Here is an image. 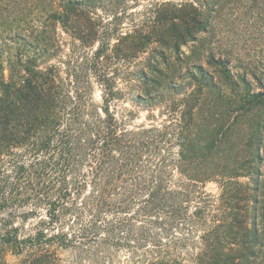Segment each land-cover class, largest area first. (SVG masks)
I'll list each match as a JSON object with an SVG mask.
<instances>
[{"label":"rangeland","instance_id":"obj_1","mask_svg":"<svg viewBox=\"0 0 264 264\" xmlns=\"http://www.w3.org/2000/svg\"><path fill=\"white\" fill-rule=\"evenodd\" d=\"M261 8L257 0H0V96L4 81L15 99L16 89L37 87L29 94L37 106L16 109L18 126L31 113L83 109L79 102L129 129L180 125L167 143L180 160L174 176L216 193L214 179L264 171Z\"/></svg>","mask_w":264,"mask_h":264},{"label":"trees","instance_id":"obj_2","mask_svg":"<svg viewBox=\"0 0 264 264\" xmlns=\"http://www.w3.org/2000/svg\"><path fill=\"white\" fill-rule=\"evenodd\" d=\"M1 85L0 264H264L263 170L214 179L211 193L172 172L180 125L129 129L79 102L18 126L37 87L15 99Z\"/></svg>","mask_w":264,"mask_h":264}]
</instances>
